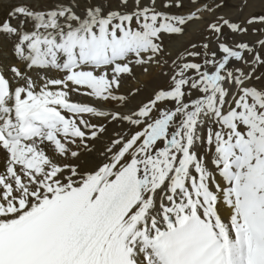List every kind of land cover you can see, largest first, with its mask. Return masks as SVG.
Segmentation results:
<instances>
[{
    "label": "snow or ice",
    "instance_id": "6c2138e0",
    "mask_svg": "<svg viewBox=\"0 0 264 264\" xmlns=\"http://www.w3.org/2000/svg\"><path fill=\"white\" fill-rule=\"evenodd\" d=\"M247 7L0 0V264H264Z\"/></svg>",
    "mask_w": 264,
    "mask_h": 264
},
{
    "label": "rangeland",
    "instance_id": "374dc122",
    "mask_svg": "<svg viewBox=\"0 0 264 264\" xmlns=\"http://www.w3.org/2000/svg\"><path fill=\"white\" fill-rule=\"evenodd\" d=\"M254 0H248V7L247 8H245V10H244V13L246 12V14H243V15H248L249 13H252V12H255V13H257V14H259V13H261V12H264V7H260V8H258V9H252V7H251V5L250 4H252V2H253ZM241 2H243L242 0H229V9H230V12L232 13V11H236L237 9H236V4H238V3H241ZM251 7V8H250ZM250 8V10H253V11H248V9ZM263 10V11H262ZM233 12V13H234ZM232 13V14H233ZM236 13H237V11H236ZM246 39H254V37H246Z\"/></svg>",
    "mask_w": 264,
    "mask_h": 264
},
{
    "label": "bare ground",
    "instance_id": "6f19581e",
    "mask_svg": "<svg viewBox=\"0 0 264 264\" xmlns=\"http://www.w3.org/2000/svg\"><path fill=\"white\" fill-rule=\"evenodd\" d=\"M240 1V0H239ZM243 1V0H242ZM251 5V7H252V9L254 10V9H258V8H260L261 6L262 7H264V0H254L253 2H252V4H250ZM250 7V8H251ZM250 8L248 9V11H253V10H250ZM237 11V10H236ZM236 11L234 12V11H232V13L233 14H236ZM246 11V10H245ZM263 11V10H262ZM243 14H246V12L245 13H243Z\"/></svg>",
    "mask_w": 264,
    "mask_h": 264
}]
</instances>
